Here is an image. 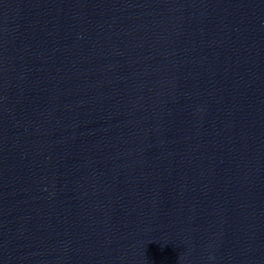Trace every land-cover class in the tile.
<instances>
[{
  "label": "water",
  "instance_id": "water-1",
  "mask_svg": "<svg viewBox=\"0 0 264 264\" xmlns=\"http://www.w3.org/2000/svg\"><path fill=\"white\" fill-rule=\"evenodd\" d=\"M0 264H264V0H165L29 181Z\"/></svg>",
  "mask_w": 264,
  "mask_h": 264
}]
</instances>
